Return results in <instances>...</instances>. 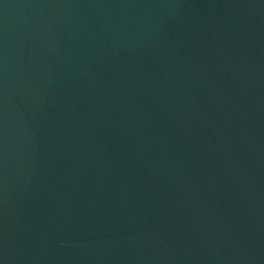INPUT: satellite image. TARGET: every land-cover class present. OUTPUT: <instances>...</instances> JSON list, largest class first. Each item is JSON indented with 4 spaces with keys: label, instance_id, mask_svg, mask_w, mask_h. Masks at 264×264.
<instances>
[{
    "label": "water",
    "instance_id": "1",
    "mask_svg": "<svg viewBox=\"0 0 264 264\" xmlns=\"http://www.w3.org/2000/svg\"><path fill=\"white\" fill-rule=\"evenodd\" d=\"M0 264H264V0H0Z\"/></svg>",
    "mask_w": 264,
    "mask_h": 264
}]
</instances>
